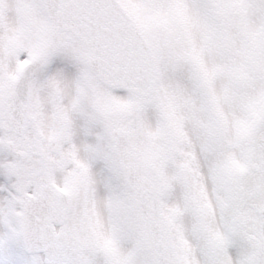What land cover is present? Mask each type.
<instances>
[{
  "label": "snow or ice",
  "instance_id": "6c2138e0",
  "mask_svg": "<svg viewBox=\"0 0 264 264\" xmlns=\"http://www.w3.org/2000/svg\"><path fill=\"white\" fill-rule=\"evenodd\" d=\"M0 264H264V0H0Z\"/></svg>",
  "mask_w": 264,
  "mask_h": 264
}]
</instances>
